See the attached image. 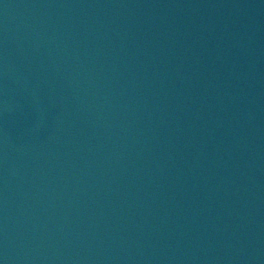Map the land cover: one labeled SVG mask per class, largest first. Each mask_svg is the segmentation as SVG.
<instances>
[{
	"label": "water",
	"instance_id": "water-1",
	"mask_svg": "<svg viewBox=\"0 0 264 264\" xmlns=\"http://www.w3.org/2000/svg\"><path fill=\"white\" fill-rule=\"evenodd\" d=\"M0 264H264V0H0Z\"/></svg>",
	"mask_w": 264,
	"mask_h": 264
}]
</instances>
